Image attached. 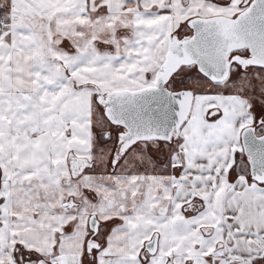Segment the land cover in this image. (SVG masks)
Masks as SVG:
<instances>
[{"label":"snow or ice","instance_id":"1","mask_svg":"<svg viewBox=\"0 0 264 264\" xmlns=\"http://www.w3.org/2000/svg\"><path fill=\"white\" fill-rule=\"evenodd\" d=\"M0 264H264V0H0Z\"/></svg>","mask_w":264,"mask_h":264}]
</instances>
